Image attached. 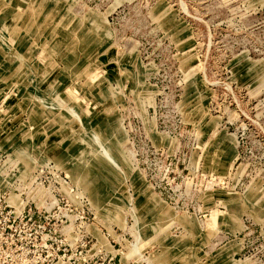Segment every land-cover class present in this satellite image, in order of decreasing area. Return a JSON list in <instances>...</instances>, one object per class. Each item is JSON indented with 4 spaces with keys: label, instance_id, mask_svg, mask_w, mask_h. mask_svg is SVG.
<instances>
[{
    "label": "rangeland",
    "instance_id": "374dc122",
    "mask_svg": "<svg viewBox=\"0 0 264 264\" xmlns=\"http://www.w3.org/2000/svg\"><path fill=\"white\" fill-rule=\"evenodd\" d=\"M0 264H264V0H0Z\"/></svg>",
    "mask_w": 264,
    "mask_h": 264
}]
</instances>
